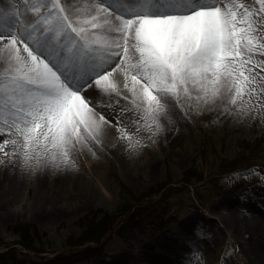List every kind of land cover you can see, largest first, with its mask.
<instances>
[{
	"label": "snow or ice",
	"instance_id": "snow-or-ice-1",
	"mask_svg": "<svg viewBox=\"0 0 264 264\" xmlns=\"http://www.w3.org/2000/svg\"><path fill=\"white\" fill-rule=\"evenodd\" d=\"M178 108L264 109V0H0L5 157L68 164L113 128L134 149Z\"/></svg>",
	"mask_w": 264,
	"mask_h": 264
},
{
	"label": "rangeland",
	"instance_id": "rangeland-1",
	"mask_svg": "<svg viewBox=\"0 0 264 264\" xmlns=\"http://www.w3.org/2000/svg\"><path fill=\"white\" fill-rule=\"evenodd\" d=\"M173 116L184 133L174 146L176 134L162 131L129 148L113 128L93 149L100 172L83 149L73 153L66 174L89 184L85 200L69 193L60 202L59 166L49 164L25 166L13 201L10 152L0 150V253L10 254L0 264H264L254 252L257 244L264 251V235L247 219L248 204L264 214V109L178 108ZM43 187L56 204L39 199ZM49 211L68 215L42 221Z\"/></svg>",
	"mask_w": 264,
	"mask_h": 264
},
{
	"label": "bare ground",
	"instance_id": "bare-ground-1",
	"mask_svg": "<svg viewBox=\"0 0 264 264\" xmlns=\"http://www.w3.org/2000/svg\"><path fill=\"white\" fill-rule=\"evenodd\" d=\"M5 6H6V0H5ZM162 131H164L165 133L167 132L168 134L170 132H174L176 134V136L172 139L170 146L176 145L179 141H181L183 139L184 133L182 132V126H180V125L178 126L176 124V118L173 115L170 116V119H168L164 122V125L160 129L158 134L163 135L164 132H162ZM111 133H112V131L109 130L106 133V135L103 137L105 142L110 141L108 138V135ZM0 135H2V134H0ZM2 136H3L2 138L5 139L6 136L5 135H2ZM100 143L97 144L95 147H99ZM93 149L94 148L89 149V148L85 147V148H83V154L86 157H88V159L91 161L92 168H94L95 171L100 172L101 170H103V163L96 156H94V150ZM10 155H11V153H10ZM8 161H9V167L14 169V173H12V175L10 177L11 181L13 182V191H12L13 198H12V200L14 201L19 196V191H20V187H21L22 183L26 180L27 171H26V167L21 163L20 160L18 162H17V159L16 160H8ZM53 168H54V166H53ZM67 169H68V164L60 165L59 168L54 169V170H56L55 172H57L55 175L57 177V182H55V185L58 186L57 187L58 189H56V191H54L53 193H57L55 195L57 197L61 196L60 202H62L61 200L66 199L65 197H62V196L67 195V194H68L67 195L68 197L72 195V196H74V198L82 197L85 200L86 197L90 196L89 194H92L91 187L89 186V184H87L84 181L85 179H83L82 177H77L75 180L69 179V178H71V175L69 172L66 174ZM58 178H59V182H58ZM62 180H64V182L66 184H64ZM41 183H39V186ZM42 190H40L41 191L40 192L41 194L39 197L40 200H42V201L44 200V203H53V204L57 203V201H54V202L48 201V199L50 198L49 197L50 194H47V192L44 193V190L47 191L48 188L43 187ZM78 199L83 200L81 198H78ZM41 204H43V203H41ZM247 208L250 212H252L251 215L247 216L248 222L252 225V230L258 231L262 235H264V214L256 213L255 211H257V209L255 210V207L251 206L249 204H248ZM252 208H254V210ZM257 212H259V211H257ZM67 215H68V213L66 211H64V212L61 211L60 213L49 211L48 213H46L44 216L41 217V220L46 221V222L61 220V219H63V217H65ZM255 245H256V243H255ZM254 252L259 253L261 255V258H264L263 247L260 244L256 245ZM157 262L158 261H154V262L149 261L148 262L146 260L145 263H143V261H142L141 264H158V263L163 264V263H160V262L157 263Z\"/></svg>",
	"mask_w": 264,
	"mask_h": 264
},
{
	"label": "trees",
	"instance_id": "trees-1",
	"mask_svg": "<svg viewBox=\"0 0 264 264\" xmlns=\"http://www.w3.org/2000/svg\"><path fill=\"white\" fill-rule=\"evenodd\" d=\"M0 244H2L1 240H0ZM10 252H11V254H13L12 251H10ZM9 255H7V256H9ZM0 261L6 262L7 261V257L4 254H0ZM55 263L58 264L59 261L56 260V262H55V260H51V261L47 260V261L43 262V264H55Z\"/></svg>",
	"mask_w": 264,
	"mask_h": 264
}]
</instances>
